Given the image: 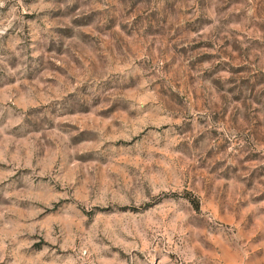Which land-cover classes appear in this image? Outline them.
I'll use <instances>...</instances> for the list:
<instances>
[{"label":"rangeland","instance_id":"rangeland-1","mask_svg":"<svg viewBox=\"0 0 264 264\" xmlns=\"http://www.w3.org/2000/svg\"><path fill=\"white\" fill-rule=\"evenodd\" d=\"M0 264H264V0H0Z\"/></svg>","mask_w":264,"mask_h":264}]
</instances>
